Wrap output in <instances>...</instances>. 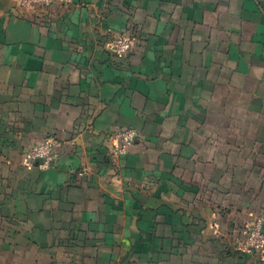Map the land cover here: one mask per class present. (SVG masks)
<instances>
[{
    "label": "crops",
    "instance_id": "crops-1",
    "mask_svg": "<svg viewBox=\"0 0 264 264\" xmlns=\"http://www.w3.org/2000/svg\"><path fill=\"white\" fill-rule=\"evenodd\" d=\"M49 138L53 166H24ZM255 216L264 0H0V264H264L237 251Z\"/></svg>",
    "mask_w": 264,
    "mask_h": 264
},
{
    "label": "built area",
    "instance_id": "built-area-1",
    "mask_svg": "<svg viewBox=\"0 0 264 264\" xmlns=\"http://www.w3.org/2000/svg\"><path fill=\"white\" fill-rule=\"evenodd\" d=\"M16 6L29 12L32 16L41 11L49 10L56 6L73 4L74 0H15ZM107 47L120 57L128 56L133 49V40L129 35L114 36ZM139 137V132L134 128H125L108 137L109 145L106 146L107 156L111 163L125 156L128 149L133 146ZM59 144L56 139L49 138L44 142L33 145L24 153L23 164L32 167L38 163L41 169H49L59 158ZM264 217L255 216L246 228V238L237 251L245 256L257 258L264 262V230L262 229Z\"/></svg>",
    "mask_w": 264,
    "mask_h": 264
}]
</instances>
